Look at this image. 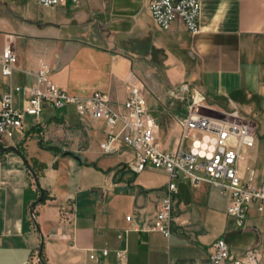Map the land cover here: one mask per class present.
<instances>
[{
  "label": "crops",
  "instance_id": "crops-1",
  "mask_svg": "<svg viewBox=\"0 0 264 264\" xmlns=\"http://www.w3.org/2000/svg\"><path fill=\"white\" fill-rule=\"evenodd\" d=\"M147 4L111 0L93 12L84 0H67L52 18L16 19L19 31H12L17 15L0 0V51L9 45L16 55L10 78L0 76V92L9 83H33L40 64L51 68L60 88L79 96L100 90L115 107L137 84L161 147L171 149L180 136L175 117L186 112V101L173 92L187 82L215 109L236 108L253 134L256 122L264 129V0H200L194 34L180 19L161 29ZM21 102L22 94L15 93L14 105ZM106 129L102 119L80 116L72 105L43 104L38 116L25 114L21 130L1 143L18 147L26 160L0 148V264H21L36 253L43 264H209L219 237L233 255L258 249L264 264V213L253 203L244 226H236L226 211L228 193L205 180L193 185L178 177L171 233L149 229L167 173L131 170L133 152L121 141L115 151L104 152L100 142ZM259 141L254 137L251 146L241 147L238 168L244 178L264 184ZM248 147L259 153L246 160L242 154ZM39 188L44 195L33 217L30 207ZM102 248L108 250L104 255ZM115 249L125 250V257L120 260Z\"/></svg>",
  "mask_w": 264,
  "mask_h": 264
},
{
  "label": "built area",
  "instance_id": "built-area-1",
  "mask_svg": "<svg viewBox=\"0 0 264 264\" xmlns=\"http://www.w3.org/2000/svg\"><path fill=\"white\" fill-rule=\"evenodd\" d=\"M41 6H55L67 0H32ZM76 3L78 0H70ZM148 10L161 29H169L172 21L180 19L191 33L199 31L197 19L200 0H148ZM15 52L5 45L0 51V76L9 79L14 68ZM15 93L22 94L20 107L14 105ZM174 96L186 101V112L175 119L180 127V136L175 147L162 148L158 139V127L149 113L143 89L131 84L120 107H115L108 95L95 90L87 96L74 95L60 88L52 78L47 64H40L34 72L31 84L12 85L0 92V142L21 130L25 114L38 116L43 104L53 108L72 105L80 116L91 115L102 119L107 127L100 142L104 152L115 151L121 141L133 152L129 163L131 170L139 172L147 167L162 168L167 173L166 189L157 203L149 229L160 231L165 236L171 233V222L176 203L175 180L182 176L193 185L205 180L220 186L228 193L226 211L242 227L251 204L264 213V184H255L239 173L241 147L254 143V134L248 121L238 110L215 109L202 92L187 82L179 83ZM119 128L116 129V126ZM65 209L64 212L67 213ZM131 216H126L130 219ZM1 241V236H0ZM106 248L100 250L107 253ZM117 257H125V250L115 249ZM96 257L95 252L89 254ZM258 249H248L242 255H233L223 237L214 240L209 253V264H260ZM21 264H43L36 253Z\"/></svg>",
  "mask_w": 264,
  "mask_h": 264
},
{
  "label": "rangeland",
  "instance_id": "rangeland-1",
  "mask_svg": "<svg viewBox=\"0 0 264 264\" xmlns=\"http://www.w3.org/2000/svg\"><path fill=\"white\" fill-rule=\"evenodd\" d=\"M10 3L11 7L14 9L13 14L17 16H13L11 18V27L10 30L12 31H19L18 25L16 23L17 20H21L20 18H26L27 15L32 16H39L43 18H52L55 13H57L59 9H61V5L55 6H41L33 2L32 0H4ZM111 0H84L85 4L87 5L89 10L97 11L99 9H106L109 5ZM0 13H3V10L0 8ZM252 122H255L253 118H251ZM262 122H264V118H262ZM260 134V135H259ZM255 140H260L261 144H264V129L260 127V125L256 122L255 125V133H254ZM7 138L2 139V143H6ZM251 148V147H248ZM259 153L255 147L249 149L248 152H244L242 155H245L246 160L252 155Z\"/></svg>",
  "mask_w": 264,
  "mask_h": 264
},
{
  "label": "water",
  "instance_id": "water-1",
  "mask_svg": "<svg viewBox=\"0 0 264 264\" xmlns=\"http://www.w3.org/2000/svg\"><path fill=\"white\" fill-rule=\"evenodd\" d=\"M0 148L4 151H7V150H11V151H14V152H17L18 154H20V156L23 158V160H26L24 154L20 151V149L18 147H16L15 145H2L1 142H0ZM65 154H68V155H71L75 158H78L73 152H70V151H66ZM28 169L30 170L32 176H33V179L36 183V185L39 187V184H38V176H37V173L36 171L28 164ZM40 189V188H39ZM44 193H43V190L40 189V195L38 197V199L32 203L31 207H30V212H31V215L34 217V206L37 202H39L42 197H43ZM41 250V248H40Z\"/></svg>",
  "mask_w": 264,
  "mask_h": 264
}]
</instances>
